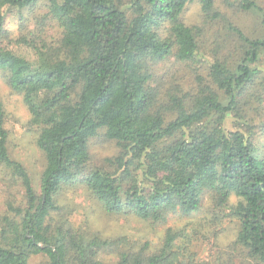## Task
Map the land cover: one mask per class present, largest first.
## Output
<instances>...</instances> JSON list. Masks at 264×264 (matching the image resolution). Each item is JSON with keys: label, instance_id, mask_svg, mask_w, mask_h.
<instances>
[{"label": "trees", "instance_id": "obj_1", "mask_svg": "<svg viewBox=\"0 0 264 264\" xmlns=\"http://www.w3.org/2000/svg\"><path fill=\"white\" fill-rule=\"evenodd\" d=\"M234 1L257 17L260 36L236 27L216 0H0V77L22 96L45 160L36 193L8 152L0 104V184L9 194L0 211V264H28L35 255L44 264H211L200 260L186 227L167 229L150 250L54 224L53 214L68 215L60 193L75 184L107 214L153 224L197 214L208 199L214 216L227 210L237 221L232 248L264 264V8ZM194 2L202 25L181 20ZM39 4L46 13L12 37L7 14ZM208 23L222 25L236 48L206 62L199 39ZM170 59L193 75L185 91L162 92L171 82L156 66ZM98 135L118 152L89 168V142ZM109 250L115 258L105 261Z\"/></svg>", "mask_w": 264, "mask_h": 264}, {"label": "rangeland", "instance_id": "obj_2", "mask_svg": "<svg viewBox=\"0 0 264 264\" xmlns=\"http://www.w3.org/2000/svg\"><path fill=\"white\" fill-rule=\"evenodd\" d=\"M264 8V0H255ZM216 6L230 21L240 28L248 36H260L259 21L253 14L240 12L234 0H216ZM43 4L35 8L24 10L21 16L17 11L7 14L5 29L11 36H17L24 28H33L37 18L46 13ZM181 20L186 25H202L201 12L198 3L188 4L181 15ZM23 21V22H21ZM47 27L46 29H48ZM2 38H0L1 40ZM235 38L220 24L208 23L204 26L202 36L199 39L200 51L206 62L211 61L214 56L222 57L229 55L236 48ZM2 45H7L3 40ZM17 54L23 55L28 60H34L32 52L22 49L16 45H8ZM264 64V57L261 60ZM201 66V72H205V66ZM156 75L169 79L171 84L165 85L162 92L168 88L179 87L183 91L188 89L194 82L193 75L184 67L176 64L170 59L166 64L160 63L156 66ZM0 104L5 112V128L9 133L7 147L10 156L20 162L31 177V182L36 193H39L40 177L43 172L45 160L43 152L36 145V132L29 130L26 123L29 113L23 102L22 96L10 90L0 77ZM118 150L113 142L105 141L103 135H98L89 142L90 161L88 167H99L107 158L116 156ZM0 184V211H5L4 201L9 194L3 193ZM20 191L13 190L14 198L20 199ZM20 201V200H19ZM58 203L68 215L62 221L59 212L53 214V223L65 228H85L91 235H97L102 239L125 238V241L136 245L148 244L150 250L156 249L161 242L167 229L184 228L191 231L197 240L195 251L200 260L211 264L221 260L224 264H253L239 249H233L232 243L237 233V221L229 211L216 212L213 215L212 205L208 199H204V207L197 214L189 217L170 215L164 223L143 222L130 215H109L87 192L79 185L64 189L58 198ZM230 204L235 205L237 200L232 196ZM139 247V246H134ZM105 261H112L115 256L106 251L101 256ZM114 257V258H113ZM47 258L44 255L31 256L28 264H44Z\"/></svg>", "mask_w": 264, "mask_h": 264}]
</instances>
